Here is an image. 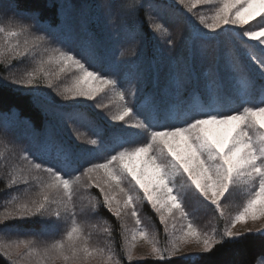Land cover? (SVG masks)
<instances>
[{"label":"snow or ice","instance_id":"snow-or-ice-1","mask_svg":"<svg viewBox=\"0 0 264 264\" xmlns=\"http://www.w3.org/2000/svg\"><path fill=\"white\" fill-rule=\"evenodd\" d=\"M174 2L183 10L187 31L186 35L177 33L175 39L161 18L167 5L156 0H105L92 6L100 15L106 9L110 24L115 23L116 14L120 16L119 32L129 47L119 56L130 54L138 59L146 54L139 18L140 10H146L144 20L153 39L168 46L167 51L154 47L150 59V63L169 67L167 87L177 102L167 107L143 94L145 77L139 67L134 74L119 71V61L109 58L97 41L89 40L77 51L66 30L38 29L42 23L38 11L27 14L31 23L24 22L18 6L7 19L0 16L4 87L22 90L43 114L62 116L76 139L92 146V150H77L47 133L40 139L31 122L21 121L14 109L0 111V144L27 161L25 166L6 162L2 177L5 187L13 190L0 203V225H4L0 235L8 237L0 241V254L9 264H122L111 239L113 226L105 218L94 224L78 219L81 214L97 213L101 206L118 222L120 247L129 264L134 258L143 259L134 257L141 240L150 247L151 256L165 261L198 259L246 233L264 235V0ZM222 38L236 46L228 57L235 82L233 97L225 102L217 77L214 86H206V100L195 91L184 99L186 85L196 74L189 61L173 55L176 41L195 57ZM25 58L32 68L20 71L19 62ZM69 101L74 103L68 106ZM85 101H96L95 108L107 109L109 119L122 124L107 134L94 124L96 138H84L72 122L82 115L79 107ZM66 107L70 110L65 111ZM20 124L28 145L9 136ZM101 153L108 155L96 162ZM93 187L99 195L77 199L81 190L89 193ZM237 190L243 203L235 214H229L226 201ZM187 192L214 206L224 222L222 229L195 224L186 210ZM145 202L163 226L164 246L158 233L143 224L139 213ZM33 217H54L66 227L59 238L52 239L47 238L46 229L19 233L7 227L9 221ZM237 224L242 231L236 230ZM97 228L109 237L103 246L91 240V230ZM191 246L195 251L186 252ZM256 264H264V253Z\"/></svg>","mask_w":264,"mask_h":264},{"label":"trees","instance_id":"trees-1","mask_svg":"<svg viewBox=\"0 0 264 264\" xmlns=\"http://www.w3.org/2000/svg\"><path fill=\"white\" fill-rule=\"evenodd\" d=\"M101 0H71L75 7L85 5V8L90 5L100 4ZM114 2L111 1V3ZM116 2L124 3V0H116ZM158 3L166 4L167 9L161 13V18L164 23L169 27L172 32L173 39H175L177 33L187 34L185 25V16L181 6L175 4L173 0H156ZM14 7H19V11L22 13L36 12L40 14V20L48 21L50 24H54L59 20L58 14V0H12ZM86 10L84 12H86ZM145 9L140 10L139 18L143 22L142 30L145 33L146 39L144 41V47L146 54L143 59L132 57L130 54H126L123 57L119 56L120 51L128 48L129 44L123 39L116 29V33L110 37L107 46L102 45V49L107 51L109 58L118 60L120 63L119 71L127 74L129 72L135 73L137 67L144 74V86L147 85L146 81L150 82L147 90L143 93L149 95L153 100L161 105V107H167L171 104L176 103L174 96L171 94L170 89L167 87V78L169 73V67L167 64H155L150 63L152 52L154 47L158 46L167 51V45L159 40L153 39V33L149 30L146 20H144ZM180 11V12H179ZM77 15L82 12H75ZM119 18V15H117ZM47 22V23H48ZM254 23V22H252ZM246 25L245 27H247ZM95 28L91 26V30ZM96 31H93L95 37ZM124 44L113 52L109 51L111 46H115V38ZM120 45V44H119ZM139 48V45L137 46ZM235 45L226 39H221L217 42L209 44L203 55H196L193 57L192 53L187 47L181 45V41H176V46L173 50V55L179 57L181 60H187L192 64L193 70L196 74V79L192 80L186 85V90L183 93V98L187 99L193 91L200 96L201 99L206 100V86H214V81L219 79V83L223 92L225 102L228 98L233 97V90L235 87L232 73L228 68V57L230 51L235 49ZM3 72V66H0V73ZM102 95V94H101ZM98 100L101 97H97ZM143 96L138 98L135 103L139 104ZM0 111L7 108L14 109L22 121L31 122L32 126L39 131L40 139H43L41 131L44 129L45 122H48L52 127L50 130L52 136L57 142L66 144L74 147L72 139L62 129L60 124L52 122L50 118L45 116L40 110L32 106L25 93L22 90H16L14 87L9 85L7 88L4 87V82L0 80ZM96 101H85L80 105L79 111L85 117L81 124L85 125L86 131L92 132L94 124L99 126L101 130L107 134L111 133L116 124H111L108 116H105V110H100L94 107ZM71 106L73 103H69ZM65 110H70L69 107ZM63 121H65L63 119ZM93 122V123H90ZM67 136V137H66ZM75 148V147H74ZM76 149V148H75ZM4 185L0 181V196L4 195ZM99 214L105 219L112 222L107 211L101 206ZM264 253V235L259 233H246L236 240L226 241L223 245H218L213 252L199 256L198 259H182L181 257H173L171 259L160 261L155 258H144L141 260L132 261L131 264H256L257 258ZM0 264H9V261L0 254ZM123 264H129L124 262Z\"/></svg>","mask_w":264,"mask_h":264},{"label":"rangeland","instance_id":"rangeland-1","mask_svg":"<svg viewBox=\"0 0 264 264\" xmlns=\"http://www.w3.org/2000/svg\"><path fill=\"white\" fill-rule=\"evenodd\" d=\"M113 0H107L108 3H111ZM174 1V0H173ZM59 2V22L55 23V25H48L45 21H42V23L38 26V29H46L48 27L55 28L57 32H60L62 30H66L68 37H69V43L71 47L79 51L80 47L83 46L87 41L89 40H95L97 41L101 46H107L110 41V37L116 33V29H119V26L121 24V18H117V15H115V23L110 24L108 22L109 18L107 16V10H104V15H100L96 13L93 10V5L91 6L89 3V7L85 8V5L83 3V6L81 7V10L79 7H75V4H72L71 0H58ZM105 0H101L100 3H104ZM128 0H124V3H127ZM67 4L68 8L65 9L62 7L63 4ZM95 5V4H94ZM15 10V7L12 3V0H0V16L4 17L7 19L10 17ZM86 10V12H84ZM200 10V9H198ZM80 11L82 12L81 14L78 15V17L75 15V12ZM180 12V11H179ZM24 16V22L25 23H31L30 18L27 16V14L32 13H22ZM183 14V12H181ZM184 15V14H183ZM255 23V22H254ZM253 23V24H254ZM91 26H93L95 29L91 30ZM248 27V26H247ZM34 29V30H38ZM240 30V29H237ZM93 31H96L94 34L95 37L93 36ZM118 37L115 38V46H111L109 48L110 52L115 51L118 49L120 46H124L122 42L118 40L116 42ZM249 43H256L255 41H250ZM120 44V45H119ZM126 48V47H125ZM14 64H17L16 61L13 62ZM32 68V63L29 59L25 58L19 62V70L20 71H25V70H31ZM6 73V70L3 67V72ZM2 81V80H1ZM147 85H143V93L147 90L150 82L146 81ZM45 92H48L49 94H52L54 96V93H51V90L48 89H42ZM103 95V94H102ZM55 99L60 102L64 103L63 101H60L59 97H55ZM98 100V99H97ZM69 103H74L72 101L67 102V105H70ZM104 103L109 104V108L112 109L113 111L115 110L114 105L109 102L107 98L104 99ZM67 108V107H66ZM65 110V109H64ZM67 111V110H65ZM108 110L105 109V116L106 112ZM45 115V114H44ZM48 118L52 120V122H56L60 124L61 129L69 136L67 137L68 139H72V144L74 147L79 150V149H88L92 150V146L82 143L80 140H77L75 135L72 132L71 127L69 126V123L66 121H63L62 116H51V115H45ZM85 117L81 115L78 119L74 120L72 124L78 128L81 132V135L84 138H96L94 135V129L92 132L86 131L85 125L81 124V121ZM109 118V117H108ZM21 120V119H20ZM65 120V119H64ZM22 121V120H21ZM28 122V121H24ZM55 123V124H56ZM111 124H116L118 127L119 125L122 124V122H113L110 120ZM32 126V124H31ZM58 129L60 130L59 126L56 124ZM43 130L41 131L42 135L44 136L45 133L50 135L53 140L57 141L53 136L51 132V126L48 124V122H45L43 126ZM35 129V128H34ZM36 130V129H35ZM24 125L20 124L14 127L13 131L9 133V136L13 139H18L21 143L28 145L29 144V139L25 138L24 135ZM61 131V130H60ZM37 133H40L39 131L36 130ZM108 155V153H101L99 154L95 160L96 162H103L104 157ZM14 163L19 166H25L27 164V161L19 159V156H13L10 151H7L4 149L3 145L0 144V181L4 185V195L0 196V203L4 201L9 196L10 189H7L5 187V182L3 180V173L6 170L7 163ZM91 195H99V192L97 189L94 187L89 190V193L79 192L77 194V199L80 197L87 198V196ZM241 194V193H240ZM239 194V195H240ZM226 203L229 205V207L226 209V212L229 214H235V212L238 210L239 206L243 203V198L242 199H232L230 201H226ZM185 205H186V210L191 213V217L194 220L195 224L199 226L200 228H212L216 227L218 229H222L224 222L223 220L218 219V213L215 211L214 206L210 205L206 201L199 200L198 198L194 197L191 192H187L185 194ZM105 209V208H104ZM3 209L0 208V211ZM100 210V208H99ZM99 210L97 213H85L81 214L78 219L81 220L82 222L86 223H98L102 217L99 214ZM106 210V209H105ZM107 211V210H106ZM107 214H109L111 221L107 220L112 226H113V232H112V241L113 244L116 248L117 253L120 255L122 264L124 262H128L126 257H124L123 252L121 250V243L122 239L120 237L118 229V222L116 221V218L111 215L107 211ZM140 216L143 221V224L147 226L150 230H154L158 233L160 245L164 246L166 243V237L163 231V226L159 223V218L155 214V212L151 209V206L145 202L142 204L140 207ZM129 227L132 226L133 221L129 219L128 221ZM249 227L252 226V222L249 221L248 225ZM258 226V225H257ZM4 225H0V228H3ZM7 227L12 230L13 232H19V233H41L43 230H47V238L52 239V238H59L60 234L63 232L64 228L66 227V224L64 221H57L54 217L51 219H41L39 217H33L31 219H25V220H12L7 223ZM236 230H243L242 225L237 224ZM92 231V237L91 240L95 244H99L101 246L104 245L105 241L109 239V237L106 236V234L101 231L99 228L93 229ZM12 239L15 238V236L10 237ZM5 239H8V237H5L3 235H0V241H3ZM185 251H195L194 246H191L190 248H186ZM2 255V254H1ZM3 256V255H2ZM4 257V256H3ZM134 257H143L144 258H155L150 255V247L145 244L142 240L137 242V247L134 251ZM260 258V256L257 258V260ZM156 259V258H155ZM136 260H141L134 258L133 261Z\"/></svg>","mask_w":264,"mask_h":264}]
</instances>
